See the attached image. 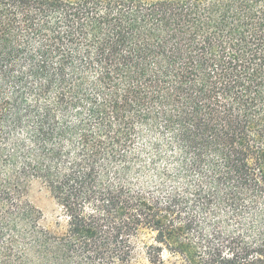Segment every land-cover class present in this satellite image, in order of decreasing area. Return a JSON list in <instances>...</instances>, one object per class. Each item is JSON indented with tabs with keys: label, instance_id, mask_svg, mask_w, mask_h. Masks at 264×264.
Instances as JSON below:
<instances>
[{
	"label": "trees",
	"instance_id": "16d2710c",
	"mask_svg": "<svg viewBox=\"0 0 264 264\" xmlns=\"http://www.w3.org/2000/svg\"><path fill=\"white\" fill-rule=\"evenodd\" d=\"M140 255L264 264V0H0V264Z\"/></svg>",
	"mask_w": 264,
	"mask_h": 264
},
{
	"label": "rangeland",
	"instance_id": "374dc122",
	"mask_svg": "<svg viewBox=\"0 0 264 264\" xmlns=\"http://www.w3.org/2000/svg\"><path fill=\"white\" fill-rule=\"evenodd\" d=\"M31 202L41 211L43 223L46 226H52L57 215L58 210L52 200L50 194L40 185H34L30 191ZM167 258V255H165ZM138 264H145L141 255L136 259Z\"/></svg>",
	"mask_w": 264,
	"mask_h": 264
}]
</instances>
